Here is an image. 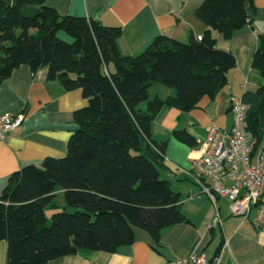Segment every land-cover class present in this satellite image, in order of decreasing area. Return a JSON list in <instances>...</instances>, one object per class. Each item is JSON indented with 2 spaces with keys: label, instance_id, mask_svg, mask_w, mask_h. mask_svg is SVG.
<instances>
[{
  "label": "trees",
  "instance_id": "trees-1",
  "mask_svg": "<svg viewBox=\"0 0 264 264\" xmlns=\"http://www.w3.org/2000/svg\"><path fill=\"white\" fill-rule=\"evenodd\" d=\"M48 1L0 0V87L23 65L33 73L47 68L50 80L67 91L81 89L88 103L75 113L67 155L23 167L0 193L7 264H47L82 249L115 253L133 245L139 230L159 251L165 229L190 221L157 165L165 164L167 143L153 139L152 124L164 107L191 112L229 84L237 60L217 49L214 33L232 39L256 13L254 0H205L196 10L207 26L200 39L182 43L158 36L137 56L122 54L121 27L62 16ZM61 31L72 41L59 38ZM252 65L264 79V34ZM156 85L176 95L151 99ZM243 100L251 106L250 131L261 144L264 83ZM173 135L198 145L187 130ZM59 192L63 206L55 203Z\"/></svg>",
  "mask_w": 264,
  "mask_h": 264
},
{
  "label": "crops",
  "instance_id": "crops-1",
  "mask_svg": "<svg viewBox=\"0 0 264 264\" xmlns=\"http://www.w3.org/2000/svg\"><path fill=\"white\" fill-rule=\"evenodd\" d=\"M205 0H49L48 5L62 16L95 20L123 30L119 47L125 56L141 54L158 36L187 43L200 39L207 30L197 15ZM256 13L251 24L226 39L215 32L217 49L231 52L237 63L229 72V84L214 98L205 97L191 112L164 107L152 124V137L167 143L165 168L161 171L181 197L187 224H178L162 232L159 251L151 246L149 235L137 231L131 246L115 253L82 249L77 254L47 264H195L192 257L204 256L206 264H264V235L242 219L234 217L225 198L216 205L201 187L190 180L185 171L192 160L201 155V143L207 128L216 126L230 131L233 127L232 98L255 93L264 83L252 61L264 34V0H254ZM62 40L72 39L60 33ZM175 90L156 85L151 99L166 100ZM81 89L67 91L59 80L48 78V69L33 73L29 66L16 69L0 87V115H24L23 124L0 143V193L11 175L29 165L41 166L47 158L67 155L68 143L77 129L75 113L87 105ZM187 130L198 145L177 140L174 131ZM59 192L58 195H62ZM61 204L60 206H63ZM53 212V211H51ZM219 222L213 226L214 220ZM0 264H7V242L0 243Z\"/></svg>",
  "mask_w": 264,
  "mask_h": 264
},
{
  "label": "built area",
  "instance_id": "built-area-1",
  "mask_svg": "<svg viewBox=\"0 0 264 264\" xmlns=\"http://www.w3.org/2000/svg\"><path fill=\"white\" fill-rule=\"evenodd\" d=\"M250 108L243 98H232V129L210 125L201 143V155L193 158L185 174L215 205L220 198L229 200L232 215L264 235V140L260 144L250 131ZM24 120V115L1 114L0 143ZM218 222L214 220L213 226ZM191 259L195 264L207 263L204 256Z\"/></svg>",
  "mask_w": 264,
  "mask_h": 264
},
{
  "label": "rangeland",
  "instance_id": "rangeland-1",
  "mask_svg": "<svg viewBox=\"0 0 264 264\" xmlns=\"http://www.w3.org/2000/svg\"><path fill=\"white\" fill-rule=\"evenodd\" d=\"M60 33H64V34H66L65 32H59V34ZM58 34V35H59ZM67 35V34H66ZM68 36V35H67ZM60 38V37H59ZM55 203H57L58 205H61V204H65V200H64V195L62 194V195H58L57 196V198L55 199ZM52 210H51V207H49V208H47V211H46V214H47V216L50 218L51 217V215L53 214L52 212H51ZM68 212L69 213H74L75 212V210L74 209H72V208H68Z\"/></svg>",
  "mask_w": 264,
  "mask_h": 264
},
{
  "label": "water",
  "instance_id": "water-1",
  "mask_svg": "<svg viewBox=\"0 0 264 264\" xmlns=\"http://www.w3.org/2000/svg\"><path fill=\"white\" fill-rule=\"evenodd\" d=\"M249 24H251V22ZM157 165L161 171L166 172L167 174H170V172L163 165H160V164H157Z\"/></svg>",
  "mask_w": 264,
  "mask_h": 264
}]
</instances>
